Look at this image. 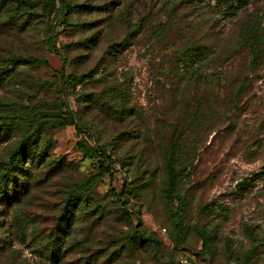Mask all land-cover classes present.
Here are the masks:
<instances>
[{
  "label": "rangeland",
  "instance_id": "1",
  "mask_svg": "<svg viewBox=\"0 0 264 264\" xmlns=\"http://www.w3.org/2000/svg\"><path fill=\"white\" fill-rule=\"evenodd\" d=\"M32 1L21 10L0 0V100L17 124L7 133L0 126V176L23 133L41 126L0 184V264H264V51L253 61L238 41L243 27L264 31V0H228L233 8L226 0H71L77 6L68 21L61 4L46 12L45 0ZM125 36L131 44L109 48ZM190 39L228 41L218 44L233 46L223 62L229 84L236 74L248 77L235 104L229 89L218 91L216 106L227 113L214 122L205 83L201 102H193L185 89L175 95L165 75L169 50ZM77 72L87 85L67 90L63 77ZM105 85L125 91L127 115L86 101ZM195 104L205 112L200 124L185 111ZM66 105L76 122L60 126ZM179 135L178 154L193 157L179 175L184 214L165 191L163 152ZM88 147L93 157L85 156ZM84 178L96 180L89 200H100L104 213L82 206L88 213L80 212L62 258L52 261L45 240L59 232V216Z\"/></svg>",
  "mask_w": 264,
  "mask_h": 264
},
{
  "label": "trees",
  "instance_id": "2",
  "mask_svg": "<svg viewBox=\"0 0 264 264\" xmlns=\"http://www.w3.org/2000/svg\"><path fill=\"white\" fill-rule=\"evenodd\" d=\"M15 1L17 2V7L21 10H26L35 4V2H33L32 0ZM236 1L239 2L243 0ZM58 4H61L59 9L62 10L63 19L65 21H68L69 18L75 12L77 4H74L71 0H45L43 9L46 12H52ZM224 4H227L229 8H233L235 6V3L233 1L229 2L228 0H226L223 5ZM78 6L80 8L85 7V5L82 4ZM232 14H235V12H232ZM80 24L82 26H85V23ZM257 26L258 25H251L250 28L248 26L243 27L238 38L239 43H241L243 46L248 47L249 54L251 55L253 61H256L264 51V31H262V29L260 30V27ZM133 32L134 30L131 31L130 37H132ZM99 39L100 37H98V41ZM216 41L217 40L198 41L195 39H190L185 44L177 46L174 50H169L170 53L166 60L167 65L165 73L166 77H170L171 80H174V94L177 95L180 93V91H183V89H185L188 93H191L195 97V100H192L193 102L196 100H198L199 103L201 102L199 100L201 93L200 83H205L203 86L204 91L202 94L205 98L204 100H207L209 102L207 112H209L208 115H210L209 120H212L214 118L213 122L218 117V120H220L224 117V114L227 113L225 109H222L219 106V104L217 105L219 109L216 106V100L219 93L218 91L222 88L224 90L229 89L230 95H232V100L230 99L229 102L235 104L237 103L235 101H237V97L239 96L240 92L244 90V84L247 82L248 79V77L245 74H242V72L240 73V75H234L231 79V83L229 84V76L227 74V71L224 70L225 64H223V62L227 60L226 58L232 57L233 46H222L218 44H226L228 41L225 43ZM166 42H170V38H168ZM129 44H131V41L130 38L127 36H125L121 40H109V48H113L118 52L120 51V49L118 48H125ZM241 78L242 81L239 83L238 80H240ZM86 80L87 79L85 77V73L77 72L73 75L63 77L62 83L68 90V88H75L79 85H83L85 87L88 82ZM70 93L71 92L67 91L66 94L69 96ZM91 96L98 97L97 101ZM86 101L95 102V104H97V107L102 110L116 111L117 113H119L118 116L127 115V112H129V110L131 109L126 103L125 91L117 85H105L101 91H97L92 93V95H89ZM110 101L114 102L110 104ZM183 103L184 105L187 104L186 101H183ZM188 104H190V102H188ZM7 105L8 103L0 100V110L2 111V113H0V126L4 125V133H7V131L15 129L17 127L16 122L11 119L12 116H9V112H6V109H4L5 107H7ZM64 108L65 110L61 115L62 119L59 125L65 126L75 124L76 121L70 119L72 109L69 107V105H66ZM193 109L194 111L192 112H188L187 110H185L186 113H188L189 115L187 118L191 119V123L193 124L196 121L198 122V124H200L199 114H205V112H199L200 105L197 106L195 104V107ZM123 117L124 116H122L121 118ZM177 117L178 121L183 119L181 113H178ZM181 122H183V120ZM40 127L41 126L32 127L31 129H27L23 133L21 140L10 152V156L6 162V170L0 176V184H4L5 182L9 181L10 171L20 166L21 162L24 159V155L27 153L29 146L39 139ZM77 127L79 126L77 125ZM183 139L184 136L181 135H179L177 139H174L172 136H170L169 144L164 150L163 155L164 170L165 174L167 175V185L165 191L170 195L176 196V198L178 199V210L183 212L184 214L187 200L185 196L177 193L179 185V175L182 174V169L186 174V172L188 171V167L193 164V157L190 154L188 155V153H183L182 155L178 154L180 150L177 149L181 147L180 144H182ZM84 151H86L85 156L87 158L93 157V155L95 154L93 153L94 150L91 147L85 148ZM100 156L103 159H108L110 157V155H108L105 151L102 152ZM28 176L29 175H23V186L28 184V182L30 181ZM95 183L96 180L94 178L80 179L78 183H75L74 188L70 193L71 196L67 199V204L65 205L63 211L59 216V232H57L50 238H46L45 240V244H48L50 250H52L53 252L52 254L47 255L50 260L54 261L60 260V258H62V245L65 241V238L70 235L73 225L79 219L80 212H82L83 214L88 213V211H82V206H84L83 208H85L86 206H89L92 203L93 209H91V212L96 213L98 210H100V213H104L103 210L101 211L100 200L97 201L94 197H92V200H89V190H91L92 186H94ZM0 193L5 194V191H0ZM1 196H3V194H0V197ZM7 200L9 201L12 199L8 197ZM6 233H8V236L10 235L9 231H7ZM250 235L252 240L256 238L254 235ZM205 238H207L208 240V237L206 235H203V239ZM40 242L42 241L35 243V246H38L42 250H45L43 248L44 245H41ZM204 242L206 243V239L204 240ZM254 252L255 249H250V253L252 255L254 254Z\"/></svg>",
  "mask_w": 264,
  "mask_h": 264
}]
</instances>
